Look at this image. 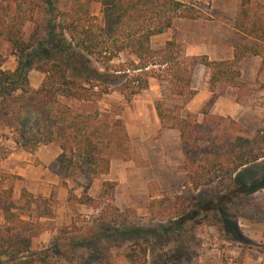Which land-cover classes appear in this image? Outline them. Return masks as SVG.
Returning <instances> with one entry per match:
<instances>
[{
	"label": "trees",
	"instance_id": "obj_1",
	"mask_svg": "<svg viewBox=\"0 0 264 264\" xmlns=\"http://www.w3.org/2000/svg\"><path fill=\"white\" fill-rule=\"evenodd\" d=\"M59 0H3L0 5V41L9 44L16 59L12 72L3 70L0 54V121L16 133L14 140L27 152L39 145L55 144L60 154L55 164L63 169V178L81 174L95 179L109 172L110 160H130L129 138L118 119H102L98 111L75 112L62 105L59 98L77 103H93L113 90L137 96L148 89V80L165 83L172 98L181 101L179 108L154 104L155 115L163 129L176 130L186 175L185 186L193 190L210 187L220 178L235 182L236 173L264 158V129L248 139L213 145L203 136L200 127L219 123L222 119L210 115L218 88H240V64L243 59L258 57L264 63V11L251 14V0H241L233 30L241 41L233 47L230 60L212 61L206 55L186 56L182 46L168 40L160 49H153V38L170 30L176 20H209V16L194 5L176 0H70L67 9H59ZM94 4L102 7L100 17L91 13ZM21 6L26 9L21 10ZM264 9V3L260 6ZM45 16L42 37L33 31L23 38V27L36 12ZM124 56V60L120 59ZM202 66L209 73L208 89L212 96L197 113L181 110L195 94L191 87L193 71ZM39 72L42 82L30 87L28 73ZM198 116L201 122L198 123ZM237 130H241L236 127ZM114 182L101 184V196L112 191ZM252 188L248 192L253 193ZM23 205H15L9 190H0V207L4 225L0 227V264H59L50 261L46 253L33 251L32 242L42 231L39 219L55 216L50 201L39 199L36 221L30 207L32 196L20 192ZM80 201V199H77ZM173 203L168 225L160 226L164 234L181 229L189 217L188 205ZM225 199L214 204L222 217ZM14 210L18 211L15 213ZM197 215V213H193ZM224 218V217H223ZM154 229H130L118 232L130 238L131 233ZM156 242L147 236L133 239L124 259L127 264H150L149 254ZM169 254L153 252L160 264H186L173 250ZM71 263L66 258V263Z\"/></svg>",
	"mask_w": 264,
	"mask_h": 264
},
{
	"label": "rangeland",
	"instance_id": "obj_2",
	"mask_svg": "<svg viewBox=\"0 0 264 264\" xmlns=\"http://www.w3.org/2000/svg\"><path fill=\"white\" fill-rule=\"evenodd\" d=\"M176 1L203 10L209 20H176L170 30L152 39V48L160 49L166 41L173 40L182 46L186 56L206 55L209 60L231 57L233 46L241 42L233 30L241 0ZM58 3L59 9H67L70 0H59ZM263 3L264 0H251L250 13H262L264 9L260 6ZM2 4L3 0H0ZM22 9L26 8L21 6ZM101 10L100 5L94 4L91 13L100 17ZM44 22L45 16L37 11L24 25L23 38L27 40L35 30L39 36L34 41L42 37ZM0 54L4 60L3 70L12 72L16 59L5 41H0ZM120 59L124 60V56ZM239 71L243 87L218 88L214 92L222 91V95L215 99L210 115L222 120L218 124L213 122L208 127H200L203 136L208 137L213 145L233 141L238 136L250 139L257 130L264 129V63L261 65L258 57L245 58ZM28 78L30 87L36 89L43 76L31 70ZM208 78L209 73L202 66L194 69L191 82L195 92L193 99L197 93L200 96L195 102L196 112L189 113H197L212 96ZM148 83V89L137 96L113 90L93 103L59 98L62 105L75 112L98 111L102 119L120 120L129 138L130 160H110L116 163L112 173L114 179L110 178L115 187L102 196L101 184L105 175L95 179L81 174L69 177L77 196L67 190L70 212L61 214V218L68 220L67 224L55 229L51 220L39 219L42 231L32 242L33 251L46 253L51 262L59 264L66 263L67 257L69 264H127L124 254L130 242L147 236L152 242L156 241L149 254L150 264H160L153 259V252L170 255L173 250L186 264H264V158L239 170L234 183L220 178L213 186L197 190L185 186L190 170L185 167L178 132L161 128L154 111L157 102L171 109L179 108L181 101L168 95L164 82L149 79ZM187 104L178 110L181 117L188 112ZM200 122L201 116H198ZM15 136L16 133L0 121V190H9L15 205H23L21 189L30 194L33 199L31 220L35 222L36 201L41 198L50 201L55 214L59 201L57 189L46 182L38 186L41 192L33 195L30 189L35 185L17 171L39 164L29 154L57 146L39 145L32 152H27L15 142ZM51 167L49 180L57 175L61 179V188L66 189L65 180L68 178H63V169L57 165ZM252 188L256 191L249 193ZM222 199H225L224 218L213 209L214 204ZM182 201L189 207L188 220L177 232L164 234L159 227L168 225L172 219L169 207L175 202L182 204ZM3 225L0 207V227ZM130 229H154L155 233L133 232L130 238L118 234ZM172 260L168 258L166 263L173 264Z\"/></svg>",
	"mask_w": 264,
	"mask_h": 264
},
{
	"label": "crops",
	"instance_id": "obj_3",
	"mask_svg": "<svg viewBox=\"0 0 264 264\" xmlns=\"http://www.w3.org/2000/svg\"><path fill=\"white\" fill-rule=\"evenodd\" d=\"M232 50H233V48H232ZM231 58H232V53H231V57H229L226 60H230ZM212 61H223V60L219 59V60H212ZM198 96H200V94L197 93L196 96L194 97V99L192 98L193 100H191L189 102V104H187V111L188 112H196L195 102H196ZM48 148H50V147H48ZM51 148H53V149H51V150L46 149L47 151H41V152L35 151L33 155L29 154L30 158L33 160H38L39 164L37 166H34V167L32 164L28 165L27 168L25 169V171H24V169L19 168L17 173L20 176H22V178H25V180L33 182V184L35 186H34V188L30 189V193H32L33 195L39 194L41 191L38 190V186H40V184L44 185L46 182H48L51 186H54L57 189V198L59 201L56 205L55 218L53 220H51L52 222H54V227L56 229L57 227L62 226L63 224H67V221H68L66 218H61L62 213H63L62 215H64L66 211L67 212L69 211L70 203L67 199V190H71V193L76 195V196H77V190L72 189L73 185L70 184V181H71L70 178L65 180V183L67 185L66 189L61 188V186H60L61 185V179L57 175L52 176L51 180H49V177H48L49 167H51V166L55 167V165H56L55 160L60 153V151L57 147H51ZM48 152H49V154H48ZM29 162H30V160H29ZM114 165H116V163H114V161L112 160L110 162L109 172L107 175L104 176V179L102 182H104V181L113 182V181H111V179H114V177H112ZM87 194H88V196L92 197L91 192H88Z\"/></svg>",
	"mask_w": 264,
	"mask_h": 264
}]
</instances>
